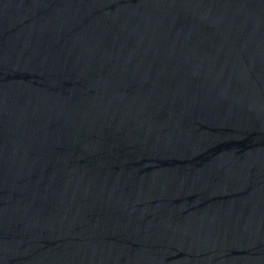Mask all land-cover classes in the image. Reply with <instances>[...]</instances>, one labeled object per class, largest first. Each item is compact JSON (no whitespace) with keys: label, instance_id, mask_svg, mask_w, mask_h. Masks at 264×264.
Returning <instances> with one entry per match:
<instances>
[{"label":"water","instance_id":"water-1","mask_svg":"<svg viewBox=\"0 0 264 264\" xmlns=\"http://www.w3.org/2000/svg\"><path fill=\"white\" fill-rule=\"evenodd\" d=\"M0 264H264V0H0Z\"/></svg>","mask_w":264,"mask_h":264}]
</instances>
